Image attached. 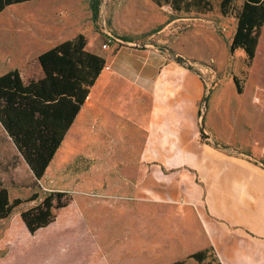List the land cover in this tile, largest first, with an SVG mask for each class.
<instances>
[{"label":"rangeland","instance_id":"1","mask_svg":"<svg viewBox=\"0 0 264 264\" xmlns=\"http://www.w3.org/2000/svg\"><path fill=\"white\" fill-rule=\"evenodd\" d=\"M219 1L212 0L208 12H174L161 6L149 15L133 14L134 20L119 21L120 27L130 29L120 34L126 40L152 41L187 53L169 69L189 85L181 78L171 80L166 98L153 97L147 108L132 109L136 120L110 119L101 127L103 118L95 114L88 130L100 138L79 136L72 129L58 165L54 160L42 179L33 176L0 124V185L8 189L11 200H27L34 192L39 196L17 206L10 217L39 204L53 189H70L76 197L79 182H93L95 175L104 181L116 174L98 171L96 164H119L136 170L131 176H147L125 202L130 214L123 224L127 218L130 223L124 225L122 239L127 240L130 254L140 245L134 237L142 229L148 247L154 239L161 244L183 240L178 256L212 246L224 264H264V252L250 239L264 242V26L255 58L248 63L242 49L229 48L245 0H233L227 14ZM102 11L97 20L93 18L95 26L83 27L91 41L98 37V46L106 41L104 25L116 33ZM151 17L147 28H133ZM4 24L6 11L0 15V25ZM5 39L0 36L2 52ZM0 65V74L11 68L4 61ZM20 72L25 81L41 74L35 61ZM119 92L115 85L113 101L104 102L107 107H117L113 102ZM119 102V108L126 107L125 99ZM159 153L166 157L158 158ZM146 166L152 167L149 173H143ZM9 218L0 220V232ZM188 257L176 260L197 264Z\"/></svg>","mask_w":264,"mask_h":264},{"label":"crops","instance_id":"2","mask_svg":"<svg viewBox=\"0 0 264 264\" xmlns=\"http://www.w3.org/2000/svg\"><path fill=\"white\" fill-rule=\"evenodd\" d=\"M92 2L93 0H31L10 4L0 12L1 15L6 11V24L0 25V36L6 38L3 41L5 51H0V63H9V71H21L24 67L28 69L31 62H36L41 53L80 34L87 38L86 50L106 58L101 75L89 91L84 105L68 129L44 176L50 172L53 168L52 162L57 161V157L65 149L68 137L73 133L72 129L78 130L79 136L86 133L89 137L100 138L98 132L94 134L88 130L89 118H94L95 114L103 118L101 127L107 126L110 119L136 120L132 118L136 112L132 109L147 108L146 102L153 100V97L166 98L173 83L171 80L181 78L188 84L185 77H174L175 73L169 69L174 67L172 63L175 59L178 61V58L187 53L175 48H162L152 41L140 43L129 38L126 40L120 35L130 29L120 27L119 21L134 20L133 14L149 15L161 6L170 7L174 11L171 3L166 4L162 0L159 1L160 4L156 0H100V9L103 10V15L108 17L111 28L116 32L114 35L121 37L125 42L118 45L113 43L108 49H103L101 43L100 46L97 45L98 37L95 36V40L91 41L83 29L88 24L95 26L92 23ZM147 21L145 25L141 26L139 23L133 28H147L148 24L153 22V17ZM2 66L0 65V68ZM39 69V76H42L40 65ZM198 81L200 83L199 79ZM115 85L120 92L113 102L117 107L111 109L104 102L113 101ZM188 88L187 90L192 91ZM121 99L126 100V107L119 108ZM165 157L159 153L158 158ZM58 163L59 160L55 166ZM150 168L152 167L146 166L143 173H149ZM95 169L116 174H110L104 181L100 175L99 178L95 175L93 182L86 179L79 182L76 197L70 189H56L70 192L73 204L62 210L57 221L38 235L31 236L21 225V210L15 212L7 220V227L0 232V264H170L177 261V257L185 258L193 253L178 256L177 248H182L183 240L161 244L154 239L153 245L148 247L145 240L149 238L141 229L134 237L140 241V245L136 247V252L130 254L127 240L122 239L124 225L130 223L127 218L128 222L123 224L126 213L130 214V205L125 202L133 197L132 192L141 186L147 176H131L136 170L121 168L119 164H96ZM139 179L141 181L138 183ZM127 229V233H130L129 228ZM250 239L251 243H258L260 250L264 252V242L261 238ZM220 261L224 264L222 258Z\"/></svg>","mask_w":264,"mask_h":264},{"label":"trees","instance_id":"3","mask_svg":"<svg viewBox=\"0 0 264 264\" xmlns=\"http://www.w3.org/2000/svg\"><path fill=\"white\" fill-rule=\"evenodd\" d=\"M24 1L31 0H0V12L10 4ZM162 1L171 3L176 12H208L213 7L212 0ZM232 1H219L223 14L231 10ZM91 7L97 20L100 1L93 0ZM236 17L237 29L229 48L232 52L242 49L247 62L251 63L264 26V0H245ZM86 42L85 35L80 34L41 53L36 62L43 74L37 78L25 81L18 69L0 75V124L38 180L43 178L105 67L106 58L86 50ZM180 61L182 59L178 58ZM37 198L38 193L34 192L27 200L21 197L11 200L8 189L0 185V220L9 218L20 204ZM72 204L70 192L53 189L39 204L20 212L21 225L31 236H36L57 221L59 213ZM187 259L197 264H223L212 246L193 252ZM170 264L189 263L177 260Z\"/></svg>","mask_w":264,"mask_h":264},{"label":"built area","instance_id":"4","mask_svg":"<svg viewBox=\"0 0 264 264\" xmlns=\"http://www.w3.org/2000/svg\"><path fill=\"white\" fill-rule=\"evenodd\" d=\"M103 31H104V34L106 36V41L104 43L101 44V47L103 49L110 47L111 44L113 43H117V44H120V43H125L124 40L117 36V35H114L113 32L109 31L106 26L104 25L103 27Z\"/></svg>","mask_w":264,"mask_h":264}]
</instances>
